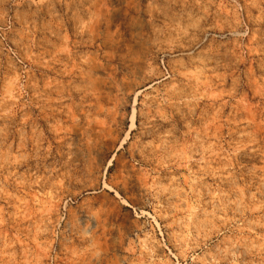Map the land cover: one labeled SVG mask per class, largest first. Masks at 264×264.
Here are the masks:
<instances>
[{
    "label": "rangeland",
    "instance_id": "rangeland-1",
    "mask_svg": "<svg viewBox=\"0 0 264 264\" xmlns=\"http://www.w3.org/2000/svg\"><path fill=\"white\" fill-rule=\"evenodd\" d=\"M0 264H264V0H0Z\"/></svg>",
    "mask_w": 264,
    "mask_h": 264
}]
</instances>
